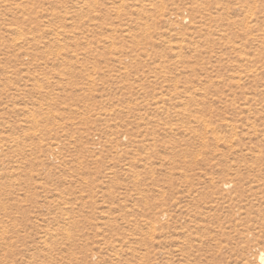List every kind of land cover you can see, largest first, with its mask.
<instances>
[{"label":"rangeland","instance_id":"rangeland-1","mask_svg":"<svg viewBox=\"0 0 264 264\" xmlns=\"http://www.w3.org/2000/svg\"><path fill=\"white\" fill-rule=\"evenodd\" d=\"M264 0H0V264H263Z\"/></svg>","mask_w":264,"mask_h":264},{"label":"bare ground","instance_id":"bare-ground-1","mask_svg":"<svg viewBox=\"0 0 264 264\" xmlns=\"http://www.w3.org/2000/svg\"><path fill=\"white\" fill-rule=\"evenodd\" d=\"M261 254V253H260ZM260 260L263 262V264H264V254H261V256H260Z\"/></svg>","mask_w":264,"mask_h":264}]
</instances>
